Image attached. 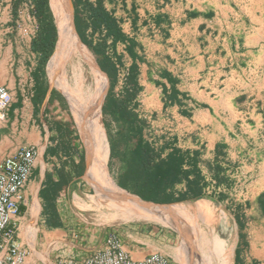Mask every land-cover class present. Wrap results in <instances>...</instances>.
Here are the masks:
<instances>
[{
    "label": "crops",
    "instance_id": "crops-1",
    "mask_svg": "<svg viewBox=\"0 0 264 264\" xmlns=\"http://www.w3.org/2000/svg\"><path fill=\"white\" fill-rule=\"evenodd\" d=\"M97 2L114 19L115 32L88 27V6ZM261 2L72 0L71 6L69 0L72 23L75 10L80 33L97 36L106 49L97 56L106 75L100 71L98 103L78 108L62 84L59 35L48 63L34 44L40 29L35 0H0V86L11 96L0 122V160L21 146L34 148L13 218L16 242L26 253L23 264H66L71 255L103 244L101 214L84 215L81 206L90 190L86 184L94 197L101 183L128 187L109 163L121 150V129L135 139L132 151L141 143L163 159L183 157L177 179L157 196L183 200L148 205L118 187L157 215L167 210L171 216L167 223L139 214L120 239L123 250L134 259L162 252L176 264H195L197 256L219 264L210 243L224 241L220 264H264V56L253 43L264 17ZM119 68L128 74L122 89ZM181 207L188 215H212L219 232L217 241L187 247L193 262L185 258L184 236L180 248L173 245V211Z\"/></svg>",
    "mask_w": 264,
    "mask_h": 264
},
{
    "label": "rangeland",
    "instance_id": "rangeland-1",
    "mask_svg": "<svg viewBox=\"0 0 264 264\" xmlns=\"http://www.w3.org/2000/svg\"><path fill=\"white\" fill-rule=\"evenodd\" d=\"M261 1L263 2L264 0H261ZM66 3H67V7H68L70 17L72 19L70 7H69V0H66ZM70 3L72 6V0H70ZM72 11H73V7H72ZM87 40L90 41L92 44H96L99 42V40L97 39V36H92V35H90V37L87 38ZM100 43H103V41L100 40ZM253 43L255 44L256 49L261 50L262 56H264L263 55L264 54V17L262 18V21L260 23H258V25L256 26V28L254 30ZM105 51H106V49L104 46L102 51H101V52H103V55H104ZM262 56H261V58H262ZM76 63H77L78 69L80 68L79 69L80 72L81 73L84 72L86 75L87 74L86 64L82 60H80ZM81 107H78V108H81ZM125 133L126 132L124 129H121L120 132L117 133V137H116L117 143H120L121 150H119L116 153L117 158L111 159L109 163L114 164L116 166V169H117L116 171H118L120 173V175H119L120 182L126 183V185L128 187L125 190L128 191L129 193H131V191L138 188V183L140 181V178L143 176V172H142V170H140V171L135 170V169H137L136 167H138V166L135 163V161L132 159L133 152H132L131 148H132L133 143H135V139L133 137L126 136ZM112 145H113L112 147L114 149L116 145L115 146H114V144H112ZM160 158H162V153L153 149L151 156H150L151 163L153 161L155 162L157 159H160ZM114 182L116 183V181H114ZM116 185H117V183H116ZM116 185H104L101 183L100 187L98 186L100 188V190L96 193V196L94 197L92 185L86 184V186L90 190L88 191V196L86 197V200H84V202L82 203V206H81L82 211L81 212L84 215H91L92 217H95V213H100L101 219H102L101 224L103 226H105L106 231L107 230H114L119 235V238L123 239L126 227H128L132 223H135L137 220H140V218H139L140 215H143L144 217H150V215H147L148 213H145V210L142 213L141 212L138 213V215L140 214L139 216L136 215L137 212H136V214H135V212H132L131 214L130 213L123 214V213H120L121 211L120 212L117 211L116 206H114L110 203H107L105 201L102 202L99 199L97 200V198L100 196L99 194H102V192L105 194L106 197H108V194L112 191H118L120 194H122V196H125L126 199L131 200V198L128 197L127 195H125L124 194L125 192L122 191L121 189H119L118 185L117 186ZM140 189H142V187ZM106 200H107V198H106ZM134 202L132 201V203H134ZM135 203H137V202H135ZM181 208H183V210L186 209V207H181ZM181 210L182 209L179 208V210L173 211L176 215V219L174 222L176 227L175 226L173 227L174 228L173 234H176L175 236L173 235V240H174L173 245L174 246L177 245V247L180 248V243L182 241L181 236H184L185 240H187V241L189 240L188 245H191V246L196 247L198 249L200 247H202L205 242H209L208 240L219 239V235H218L219 232L216 233L212 227L214 224V220H213L212 215H210V214H199V213H197V214L194 213L193 215H188L187 211L185 212L184 215H179ZM153 212H154V215L157 213V211H155V210ZM166 212L168 213L167 210L164 211L165 214H167ZM145 221H147L148 223H154L156 225H159V228H162L163 230H170V227H168V226H164V225H161L159 223L153 222L155 220H145ZM106 223H108V224H106ZM177 224H180L181 226L180 225L177 226ZM162 242H165V241L162 240ZM184 242H186V241H184ZM183 252H184L185 257L189 256L185 252V247L183 248ZM197 252H200V250L199 251L197 250ZM199 254H202V253H199ZM213 254L215 256L214 251H213ZM184 255L182 256L183 258H184ZM224 255H225V250H224V254L222 256L215 257L216 260L217 259L219 260V264L223 261ZM191 258L193 259V257H191ZM191 258L188 257L187 259L190 260ZM192 259L190 260L191 262H193ZM200 259H201L200 257L197 258L195 261V264H199ZM201 264H209V263L203 261V262H201Z\"/></svg>",
    "mask_w": 264,
    "mask_h": 264
},
{
    "label": "built area",
    "instance_id": "built-area-1",
    "mask_svg": "<svg viewBox=\"0 0 264 264\" xmlns=\"http://www.w3.org/2000/svg\"><path fill=\"white\" fill-rule=\"evenodd\" d=\"M127 71L118 70V81L122 89ZM11 96L5 87L0 86V122L6 117ZM34 162V148L21 146L13 154L0 160V264H23L25 251L15 239L13 218L19 211L21 191L24 188ZM66 264H176L174 258L166 253L153 252L141 259L132 258L121 247L119 235L107 230L101 245L83 254L71 255Z\"/></svg>",
    "mask_w": 264,
    "mask_h": 264
},
{
    "label": "trees",
    "instance_id": "trees-1",
    "mask_svg": "<svg viewBox=\"0 0 264 264\" xmlns=\"http://www.w3.org/2000/svg\"><path fill=\"white\" fill-rule=\"evenodd\" d=\"M89 13L87 15L89 22L88 27L91 28L92 32L100 30L103 26L106 30V34L115 32L116 25L114 19L101 7L100 2H97L95 6L90 4L88 6ZM35 14L40 20V29L36 39L34 40L35 46L41 51L43 60L46 62L47 59L53 52L55 41H56V27L54 24V17L49 5V0H35ZM80 17L74 10L73 24L80 41L86 45V50L94 56V60L97 63L100 71H105L103 66L97 61V56L104 47L105 42L92 44L88 41L79 31ZM105 34V35H106ZM103 76L106 77L105 73L102 72ZM130 81L133 78L129 77ZM132 159L135 161L138 167L136 171L142 170L143 176L140 178L137 190L131 191L132 194L137 195L142 200L147 203H171L179 200H183V197L178 199L171 198H158V193H160L164 186L169 187V185L177 179L176 175L180 171V166L183 161V157L180 154H168V156L163 159H157L155 162L151 163V149L143 146L141 143L136 145L135 149L132 151ZM199 174L194 177L192 185L194 189H191L193 194H198L196 189L199 183ZM118 187L122 189H127V187L117 183ZM142 187V189H140Z\"/></svg>",
    "mask_w": 264,
    "mask_h": 264
},
{
    "label": "bare ground",
    "instance_id": "bare-ground-1",
    "mask_svg": "<svg viewBox=\"0 0 264 264\" xmlns=\"http://www.w3.org/2000/svg\"><path fill=\"white\" fill-rule=\"evenodd\" d=\"M49 5L51 8L53 17H54V22L57 24L58 31H59L58 43L59 42L60 43H59V49H58L57 57H58V60L61 64V70L60 71H61V75H62L61 76L62 77V84L65 87V89L67 90L69 97H70V100L73 102V104L76 107H81L86 102V104H91L92 105L91 107L93 108L98 103L97 102L98 98L100 96V93H102V79H101V73L102 72L100 73V69H99L97 63L94 61L92 56L87 52V50L82 46L83 43L81 44L80 41L77 39V37L74 33V27H73L72 19L70 17L69 11H68L66 0H50ZM53 51H54V49H53ZM52 54H53V52H52ZM52 54L50 55V57L52 56ZM80 60H82L87 66V74L86 75L84 72L81 73L79 70L80 68L78 69V67H77L76 62H78ZM86 81H88V84H89L88 86H85ZM89 148H90V150H89L90 161L92 162L93 158H94V154H93V150H92L91 145ZM99 195L100 196L98 197V199L100 201H102V202L105 201L107 203H110V204L116 206L117 211L118 212L121 211L120 213H123V214H127V213L131 214L132 212H135V213L141 212L142 213L145 210V213H148L147 215H150L149 218L154 217L153 219H163V221L165 220L167 223H171L169 221L171 218V216L169 214L157 215V213H156L154 215V212L149 210L150 208L147 209L145 204H138V203H135L136 202L135 200L126 199V197L122 196V194H120L118 191L110 192L108 194V197H106L103 192H102V194H99ZM106 198H107V200H106ZM132 201L133 202L135 201V202L132 203ZM148 205H159V204L148 203ZM186 209L185 210L182 209L181 210L182 212L180 211L179 215H184L185 212L187 211ZM173 225L175 226L174 223H173ZM178 225H180V224H177V226ZM188 241L186 240V242H185V252L189 256L192 257V252H191L192 249L190 250L189 248H187V247H189ZM210 245H211V252L214 251L215 257L222 256L224 254V250H226V248H227V245L225 244L224 241H222L220 243L219 242L214 243L212 241L210 243ZM197 258H199V257L197 256ZM203 261L204 260L202 259L201 262H203Z\"/></svg>",
    "mask_w": 264,
    "mask_h": 264
},
{
    "label": "water",
    "instance_id": "water-1",
    "mask_svg": "<svg viewBox=\"0 0 264 264\" xmlns=\"http://www.w3.org/2000/svg\"><path fill=\"white\" fill-rule=\"evenodd\" d=\"M55 24V27H56V41H55V45H56V42L58 41V35H59V31H58V26L57 24L54 22ZM79 38V37H78ZM80 40V39H79ZM82 43V42H81ZM54 45V47H55ZM86 46V45H85ZM49 59V58H48ZM48 62V61H47ZM157 204H163V203H157Z\"/></svg>",
    "mask_w": 264,
    "mask_h": 264
}]
</instances>
